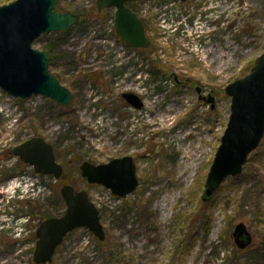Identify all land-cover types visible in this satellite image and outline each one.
Here are the masks:
<instances>
[{"label":"rangeland","instance_id":"374dc122","mask_svg":"<svg viewBox=\"0 0 264 264\" xmlns=\"http://www.w3.org/2000/svg\"><path fill=\"white\" fill-rule=\"evenodd\" d=\"M94 2L58 0L56 9L83 12ZM176 5L178 16L166 8L165 28L151 26L152 47L138 57L122 54L119 40L113 48L104 42L101 21L110 10L75 22L63 34L43 32L34 39L37 49L48 40L57 43L49 72L70 90L66 105L42 94L16 98L0 88V225L5 224L0 264H35L34 238L23 233L18 240L14 233L20 218L30 214L31 224L37 223L29 207L37 214L60 215L66 207L60 187L77 178L81 162L98 164L122 155L134 158L138 178L124 197L78 180L77 189H85L99 209L104 240L77 228L55 251L52 264H264V134L240 174L227 176L210 199H202L228 123L226 84L250 71L264 51V0ZM199 17L208 27L190 31L186 25ZM199 38L207 40L203 48ZM196 86L204 94L214 89L213 107L198 99ZM123 91L137 94L141 108L127 103ZM156 115L164 117L162 124L146 121ZM35 134L54 145L64 178L38 174L10 152ZM177 135L195 155L187 167L183 159L191 158ZM23 176L27 186L11 196L7 187ZM238 222L252 237L244 249L232 236Z\"/></svg>","mask_w":264,"mask_h":264},{"label":"water","instance_id":"95a60500","mask_svg":"<svg viewBox=\"0 0 264 264\" xmlns=\"http://www.w3.org/2000/svg\"><path fill=\"white\" fill-rule=\"evenodd\" d=\"M57 1L12 0L0 5V88L11 96L26 98L42 94L60 105H66L72 97L68 87L49 72L46 50L32 45L43 32L67 30L78 18L76 12L57 10ZM126 1L96 0V8L99 11L114 8L116 34L127 45L147 48L149 38L143 22ZM253 65L245 75L226 84L225 92L231 99L230 113L207 172L202 193L204 201L210 199L224 178L240 174L247 156L259 145L264 134V51ZM121 93L127 103L141 108L143 103L137 94L131 91ZM205 100L214 106L213 98ZM12 152L22 162L32 165L35 172L51 174L56 179L63 175L53 144L40 135L15 145ZM79 170L88 183L104 185L120 197L134 191L138 185L134 158L129 155L112 157L98 164L83 161ZM60 192L65 209L61 215L43 219L36 231L33 258L37 264L51 262L56 248L73 229L84 226L101 241L106 235L100 212L85 189H75L72 183H63ZM232 236L239 248L252 241L244 222L234 225Z\"/></svg>","mask_w":264,"mask_h":264},{"label":"flooded vegetation","instance_id":"af4514ba","mask_svg":"<svg viewBox=\"0 0 264 264\" xmlns=\"http://www.w3.org/2000/svg\"><path fill=\"white\" fill-rule=\"evenodd\" d=\"M134 1V3H133V5L134 6H136V10H134L132 7H130L129 5V7L136 13V14H138L140 17H142V22H143V26H144V28H145V30H146V33H147V35H148V38L150 39V44H149V47L146 49V50H142V49H138V48H131V47H129V46H126L122 41H121V43L126 47L125 49H124V53H126L127 51H130V53H128V55L126 56L127 58L130 56V55H132V54H134V53H136V54H139V52L140 51H142V52H144V51H150V49H151V47H152V39L150 38V35H149V31L156 25H158L157 27L158 28H161V27H159V25H160V21H158V18L161 16V15H164L165 14V12H160L159 13V15H156V16H154V17H147V15H148V10H150L149 9V7H151L150 5H151V3L154 5V6H156V7H154L155 9H157V11L158 10H162L163 8H168L169 10H172L173 8H174V3H178L176 0H173L174 2H172V1H169V0H133ZM169 1V2H168ZM190 0H187V1H185V2H189ZM174 4V5H173ZM106 10H110V14H112L113 13V8H105V10H102L101 12H100V14L101 13H104ZM146 13V15L144 16L143 15V13ZM205 16H207V14H205ZM201 17V16H200ZM163 20L165 21L166 20V18H163ZM204 20H206V19H204ZM203 20V21H204ZM106 22H107V20H106ZM206 22V21H205ZM205 22H204V25H205ZM154 23H155V25H154ZM105 25H106V23H105ZM151 26H153V27H151ZM191 29V28H190ZM205 41H207V40H205V39H201V38H199L198 40H197V42H198V44H199V46H201V48H203L204 47V44H205ZM115 50H117V47L115 48ZM195 89H197V91H198V99L199 100H202L204 103H206L207 102V100H205V98H213L214 99V103H215V101H216V92H214V89H212V90H210V92H206L205 94H204V90L203 89H201L200 87H198V86H196L195 87ZM202 97H205L204 99L202 98ZM39 210V209H38ZM29 212H31V214L33 215H38V220H37V223H35L37 226L36 227H38V224H39V222L40 221H42L43 219H45V218H47V217H49L50 215L49 214H47L46 212H40V213H38L37 214V212L35 211V209H32L31 207H29ZM33 215V216H34ZM32 219L30 218V221H31ZM29 221V224H27V226L28 227H30L31 229H33L34 228V224H31V222ZM35 234V232H33L32 230H31V233H30V236H32V237H34L33 235ZM251 243V242H250ZM248 246V245H247ZM43 264H47V263H43ZM49 264H52V262L51 263H49Z\"/></svg>","mask_w":264,"mask_h":264},{"label":"trees","instance_id":"16d2710c","mask_svg":"<svg viewBox=\"0 0 264 264\" xmlns=\"http://www.w3.org/2000/svg\"><path fill=\"white\" fill-rule=\"evenodd\" d=\"M133 3H134L133 0L127 1V4L130 7H132L134 10H136V6H134ZM77 13L79 15L77 21H79V22L84 21V18H87V17H91L92 18V17L97 16L99 14V12L97 11V8L95 7V2H94V5L90 9H84L83 12L77 11ZM65 32H68V30L67 31H63V32H60V33L63 34ZM56 46H57V43L54 40H48L46 42L45 46H44V49L46 50V52L49 55V60H48V64L49 65L52 62L53 55L56 52ZM142 50H146V49H142ZM154 62L157 63L156 60H154ZM75 170H78L77 167L75 168ZM63 171H65V170H63ZM64 175H65V172H64ZM81 178H82V176H81L80 172H78L77 178L76 177H73L72 179H66V181L69 182V183L71 182L73 184V186L75 188H77V185L79 183L78 180H80Z\"/></svg>","mask_w":264,"mask_h":264},{"label":"bare ground","instance_id":"6f19581e","mask_svg":"<svg viewBox=\"0 0 264 264\" xmlns=\"http://www.w3.org/2000/svg\"><path fill=\"white\" fill-rule=\"evenodd\" d=\"M148 102H149V106L152 107L153 100L148 101ZM163 120H164V117H162L161 115H156L151 119H147L146 121L150 124H154V123L162 124ZM183 137L184 136H182V135H177L176 139H177V142H179L184 148L183 154H185V156L189 155V157L191 158L190 160H187V161L182 158L183 159L182 163H183L184 167H187V165H189L190 161H192V159L195 155L193 154V152H191V150L188 148V146H185V144L183 143Z\"/></svg>","mask_w":264,"mask_h":264},{"label":"built area","instance_id":"2783aa9c","mask_svg":"<svg viewBox=\"0 0 264 264\" xmlns=\"http://www.w3.org/2000/svg\"><path fill=\"white\" fill-rule=\"evenodd\" d=\"M143 15L145 16V15H146V13L144 12V13H143ZM148 15H149V13H148ZM148 15H147V17H148Z\"/></svg>","mask_w":264,"mask_h":264}]
</instances>
